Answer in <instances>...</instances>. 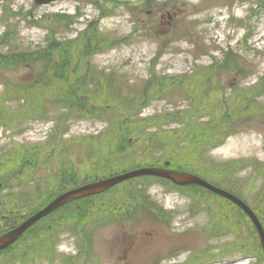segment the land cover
<instances>
[{"label": "rangeland", "instance_id": "374dc122", "mask_svg": "<svg viewBox=\"0 0 264 264\" xmlns=\"http://www.w3.org/2000/svg\"><path fill=\"white\" fill-rule=\"evenodd\" d=\"M56 14L78 16L60 21ZM91 23L106 41L97 39L90 48L73 52L68 42ZM54 41L70 54L63 79L48 66V58L60 57L58 48L45 55ZM229 51L240 67L236 62L220 67L211 74L212 85L202 86L203 75L196 69L222 61ZM0 54H22L23 59H0V156L15 141L59 139L53 153L63 149L48 165H39L38 181L11 187L4 200L10 207L27 204L32 191H59L62 169L83 181L99 169L116 173L177 158L211 178L213 169L223 172L222 163L264 162V94L257 95L264 93V0H0ZM184 77L187 90L181 87ZM71 83L82 84L78 96L87 111L56 102ZM239 92L245 98H237ZM126 99L137 102L132 115L123 104ZM229 119L237 126L222 131L216 148L204 146L203 135L217 134ZM119 141L126 148L116 146ZM249 166L226 170L227 180L216 181L223 187L240 183L236 190L258 209L264 223L263 202L256 199L264 178ZM151 183L148 192L170 210V225L152 219L108 224L92 233L94 254H80L76 261L82 249L79 237L59 231L48 238L55 258L43 255L23 263L21 246L0 256V264H66V259L67 264H264L252 224L235 207L212 196L211 213L208 202L199 200L201 211L195 214L191 205L201 195Z\"/></svg>", "mask_w": 264, "mask_h": 264}, {"label": "trees", "instance_id": "16d2710c", "mask_svg": "<svg viewBox=\"0 0 264 264\" xmlns=\"http://www.w3.org/2000/svg\"><path fill=\"white\" fill-rule=\"evenodd\" d=\"M148 3H150L152 0H147ZM55 17L57 19H59L60 21H63L64 19H69L70 16L68 15H60V14H56ZM8 33H5L2 37H7ZM99 42H105V38L101 39L98 36V28L95 24H90L86 31L84 32V34L79 37L74 39L71 42H68V45L70 46V48L73 50V52H79L81 51L82 48L84 47H91L92 44L95 41ZM6 42L8 41L5 40ZM83 41V43H82ZM58 48V54L60 55V57L56 60H52L50 58H48V66L53 68L58 74L59 77L61 79L65 78L64 76V69L65 66H68L67 64L69 63L68 59L70 58V54L68 53L67 49L64 47L60 46L59 42L54 41V44H50V47L45 51V55L49 56L52 54V52L49 49L52 48ZM9 48V52L12 50V48L10 46H8ZM61 48V49H60ZM225 52V57L224 59L218 60L215 59V62L208 65V66H203V67H198L196 69V73L197 74H201L203 75L202 81H201V85H207V83L209 85H212V76L211 74L213 72H215L217 69H219L220 67H226L229 68L231 66V64L233 62H236L237 60H239V58L237 57H233L234 53L233 52ZM3 58L5 60L8 59H16V61H22V54H13L10 56H6V55H1L0 54V59ZM28 58V57H27ZM26 58V59H27ZM11 59V60H12ZM236 66L239 68L240 65L239 63L236 62ZM225 68V69H226ZM242 68V67H241ZM206 74H209V76H206ZM187 78H182L181 81V87L185 88L186 90L189 89V84H184V81ZM190 79V77H189ZM66 83V80H64ZM149 84V83H148ZM148 84L146 85V87L148 86ZM171 83H169L167 85V87H171ZM112 89H116V91H118V93L120 94L121 91L119 90V88L113 84L111 85ZM180 87V86H177ZM82 88V84L81 85H75V83H71L70 85L67 86V92L65 91V93L61 94L59 93L58 96H56V102L57 103H63L64 106L68 105L73 111L77 110L80 112H85L87 111V106H86V101H84V99H82L80 96H78V91ZM96 92V91H95ZM109 91L106 94V97L108 96ZM264 93L258 92L257 95L258 96H263ZM200 95L203 96V92H200ZM99 96V95H98ZM122 97V96H121ZM237 98L239 99H243L245 98L244 93L239 92V94L237 95ZM102 101V100H101ZM101 101H99L98 103H100ZM104 103L101 107H98L99 111H102V108H104L105 106V99H103ZM97 103V104H98ZM136 101H132L130 99H126L123 101V104H125L127 107H129V114L132 115V111L136 105ZM128 114V115H129ZM170 116V115H169ZM13 118V116H11V119ZM161 118V117H160ZM162 118L168 119L167 116H163ZM111 119V118H110ZM173 119V118H172ZM2 120H6V118H3ZM1 121V118H0ZM112 121V119H111ZM238 123H236V121L229 119L228 122H226L223 125V128L217 133V134H212V132H208L206 134L203 135L202 137V141L204 146H210V148H215L217 147V145H214L215 142L218 140L219 136L223 133L222 131L224 129H228V128H233L236 127ZM112 126L116 129V125ZM235 132V131H234ZM234 132H232L231 134H233ZM125 134L128 136L129 133L125 132ZM230 134V135H231ZM15 146L16 148H11L9 150H6V152L4 153L3 156H0V198H5L7 196H5V193H10L11 192V185L16 184L18 181V179H14V178H19L22 177L26 171L28 170V174L31 173H35L36 170L39 168V165H41L42 163H47V160L49 158H51L52 156L49 155L53 154V146L52 145H59L60 141L58 140V142L54 143L53 141H47V144H43V145H31V144H20V142L15 141ZM115 144V143H113ZM120 145L123 148H126L125 146L128 145L126 143H123L120 141L117 142L116 146ZM115 146V147H116ZM51 148V151L48 152L46 151V149ZM102 150H104V148H101ZM32 154V164L29 163V154ZM108 154H111L110 152ZM106 159L107 158H101ZM168 161V160H166ZM165 161V162H166ZM171 167H175V168H181V169H185V170H189V171H193L195 173H199L201 175H203L204 177L209 178L208 176H206L203 172L198 171L192 167H190V165L186 164V163H178L177 158L171 159ZM158 164V163H157ZM240 164L243 165H251L249 166L251 168L252 171L255 172H259L261 173L262 177L264 178V162H259L258 160H238V161H230V162H226V163H222L221 169L223 170V172H218L217 170L213 169V174L212 177L209 178L211 181L216 180V178L219 179H223V180H227L226 177V170H234L235 168H237ZM216 172V173H215ZM105 170L104 169H99L97 176H100L101 174H104ZM87 179H91L93 180V178L91 177V175H87L86 176ZM152 179H157V180H161V181H166L165 179H161V178H152V177H141L139 178V180H130V184L128 185H123L120 187H115L113 189H111L110 191H108L105 194H112L115 193L116 196L112 197V199H110L109 201H105V198L108 195L102 194V195H97V196H93L91 198H87V199H83L81 200V202H85L88 200H91L93 198V200L97 201L98 204L95 205H85V207H83V212H82V218H90L91 216L90 211H94L96 209H98L99 207L102 206V208L105 209H113V213L116 215V218H118L119 220H122L124 218H128L129 220L132 219H137L139 216H141L140 213H147L148 211L153 210L155 213H161L162 210H160L159 208L156 207V205L150 201L149 195L147 193V186L149 184H151ZM168 182V181H166ZM60 183L63 186V188H60V191L62 190H66L69 186L71 185H78L80 184V182L78 180H74L72 178V176L69 173H60ZM232 188L237 189L238 191H240L242 185L240 183L237 182V184L231 183ZM173 187L175 188H179L180 190H189L191 189L193 192H195V194L197 195H201L197 198L199 199H204V191H206L203 187H199V186H189V187H179L176 185H173ZM55 195V194H54ZM54 195H48L45 199H43V204L47 203ZM40 196L34 195L33 194V199L39 198ZM10 198V197H9ZM260 198L262 199L263 202V206H264V184H262L261 188L259 189L257 195H256V199ZM11 199V198H10ZM103 203V204H101ZM75 205V204H73ZM72 204L65 206L64 208H62L61 210L58 211V213L60 211H63L65 209L70 208L71 206H73ZM211 202H208V212L211 213ZM220 206V205H219ZM75 207V206H73ZM221 207V206H220ZM222 210H225V208L221 207ZM238 212L243 216L246 217V215L242 212V210L240 208H238ZM81 210H78V208H75V210L71 213L70 216L76 215L74 213H78ZM262 212L264 213V208L262 209ZM94 218L98 217V213H94L93 214ZM161 217L163 215H160ZM254 235H256V233H254ZM254 235L252 236V238L254 237ZM259 248L260 245H259Z\"/></svg>", "mask_w": 264, "mask_h": 264}, {"label": "water", "instance_id": "95a60500", "mask_svg": "<svg viewBox=\"0 0 264 264\" xmlns=\"http://www.w3.org/2000/svg\"><path fill=\"white\" fill-rule=\"evenodd\" d=\"M49 1L51 0H43L42 2H49ZM143 175H156V176L165 177V178L171 179L173 182L179 185H190V184L201 185L203 187H206L210 191H213L235 202L251 217V219L255 223L259 231L261 243L264 249V227L260 219L255 214V212L251 209V207L245 201L240 199L238 196L232 194L231 192H228L222 188H219L211 184L207 180L203 179L202 177L196 174H193L191 172L177 170V169H169L166 167L149 166V167H142L139 169H135V170H132V171L120 174V175L112 176L106 179H102L94 183H90L82 187H79V188L63 193L62 195L54 199L44 209L40 210L38 213H36L32 217H30L28 220H26L23 224L19 225L18 227L2 235L0 237V250L14 243L37 220L49 214L50 212L57 209L58 207L70 201H73L75 199H78V198L104 192L122 181H125L133 177H137V176H143Z\"/></svg>", "mask_w": 264, "mask_h": 264}]
</instances>
